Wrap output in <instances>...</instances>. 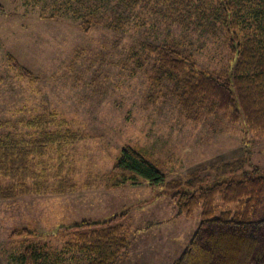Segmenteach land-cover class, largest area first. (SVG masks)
<instances>
[{
	"label": "rangeland",
	"instance_id": "1",
	"mask_svg": "<svg viewBox=\"0 0 264 264\" xmlns=\"http://www.w3.org/2000/svg\"><path fill=\"white\" fill-rule=\"evenodd\" d=\"M123 2L0 0V139H31L41 131L77 135L34 156L25 186L0 199V264H20L31 244L59 255L62 264H85L68 227L114 215L129 239L117 264H172L196 231L200 208L180 214L167 182L195 171L206 180L202 186L239 179L241 172L217 176L215 167L242 157L248 170L264 171V135L225 111L186 116L173 85L155 78L150 45H173L209 74L231 72L235 56L226 29L204 18L213 12L198 0L181 7L138 0L128 9ZM37 118L46 124L31 126ZM126 145L152 161L166 183L112 178ZM217 202L218 211L226 207ZM21 228L32 234L11 235Z\"/></svg>",
	"mask_w": 264,
	"mask_h": 264
},
{
	"label": "trees",
	"instance_id": "2",
	"mask_svg": "<svg viewBox=\"0 0 264 264\" xmlns=\"http://www.w3.org/2000/svg\"><path fill=\"white\" fill-rule=\"evenodd\" d=\"M104 1V0H103ZM129 1V2H128ZM138 0H124L127 9ZM193 0H174L177 6ZM226 29L230 52L235 56L231 72L225 76L209 74L173 45L148 46L156 55L155 78L170 82L186 116L225 111L231 121H243L249 130L264 135V0H198ZM175 5V6H176ZM14 67L30 76V71L10 57ZM42 127L40 118L29 122ZM77 139L67 131H41L31 139L8 136L0 139V199L17 196L16 188L25 186L31 176L32 158L42 156L50 144L62 146ZM245 158L215 167L217 176L240 173L241 178L206 181L199 171L188 179L167 182L178 212L190 216L200 208V222L185 250L172 264H264V171L248 170ZM112 178L125 182L144 179L151 184L166 183L164 173L144 154L130 145L123 146L111 170ZM23 191V190H21ZM220 199L223 207L218 211ZM234 205V207H231ZM109 220L84 219L68 227L74 229L78 250L85 264H117L129 249L123 224ZM32 234L26 228L14 230L13 237ZM20 264H62L59 255L51 254L40 244L27 245L18 256Z\"/></svg>",
	"mask_w": 264,
	"mask_h": 264
}]
</instances>
